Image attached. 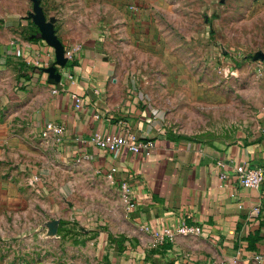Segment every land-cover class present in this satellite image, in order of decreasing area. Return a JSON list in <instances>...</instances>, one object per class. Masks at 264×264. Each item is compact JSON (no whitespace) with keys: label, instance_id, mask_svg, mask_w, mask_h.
I'll return each instance as SVG.
<instances>
[{"label":"rangeland","instance_id":"374dc122","mask_svg":"<svg viewBox=\"0 0 264 264\" xmlns=\"http://www.w3.org/2000/svg\"><path fill=\"white\" fill-rule=\"evenodd\" d=\"M39 1L62 44L57 35L69 31L70 0ZM88 2L99 3L101 15L89 7L76 32L93 34L115 81L173 136L226 145L259 131L264 0ZM31 14V0H0V52L23 37L20 24ZM10 64L12 95L0 70V191L11 194L0 206L1 256L7 264H113L111 244L128 222L120 187L88 158H66L57 142L31 129L18 113L25 91L18 66H27L0 60Z\"/></svg>","mask_w":264,"mask_h":264},{"label":"crops","instance_id":"0c3cea01","mask_svg":"<svg viewBox=\"0 0 264 264\" xmlns=\"http://www.w3.org/2000/svg\"><path fill=\"white\" fill-rule=\"evenodd\" d=\"M88 1L70 0L66 5L69 31L59 30L57 36L65 49L76 51L64 66L56 65L54 50L39 30L30 29L32 18L21 22L26 28L23 37H17L12 47L6 45L0 60L27 66H18L25 76L18 113L26 116L35 133L40 134L47 122L63 125L58 141L63 156L88 158L114 177L119 187L128 186L133 207L127 208V232L119 236L121 246L113 241L108 259L113 264H264V184L259 189L243 188L235 173L239 165L264 166V118L255 136L226 145L173 136L150 112L138 107L123 81H115L93 34L76 32L89 7L96 6L101 15L99 3ZM47 21L54 23V18L49 16ZM0 70L8 72L12 95V64ZM75 98L81 100L79 107ZM128 131L154 142L148 156L125 148L107 153L90 142L95 133L123 136ZM10 197L0 191V206L9 204ZM182 223L199 227L200 234H177ZM168 229L170 236L163 234ZM258 232L262 238L251 250L248 238ZM163 243L169 249L163 250ZM0 264H7L1 254Z\"/></svg>","mask_w":264,"mask_h":264},{"label":"built area","instance_id":"2783aa9c","mask_svg":"<svg viewBox=\"0 0 264 264\" xmlns=\"http://www.w3.org/2000/svg\"><path fill=\"white\" fill-rule=\"evenodd\" d=\"M76 51V50H75ZM74 50H65V57L67 60H72L75 53ZM76 107H79L81 100L75 98ZM41 138L44 140H54L58 143L64 134V126L53 122H47L43 125L41 131ZM84 142V141H82ZM90 142L99 150L107 153H115L121 148H125L128 152L134 155L148 156L150 151L154 148V142L152 140L139 139L134 133L128 131L126 135L116 134H101L95 133L92 135ZM223 166L222 163L219 164ZM238 181L243 188L247 189H259L264 184V166L258 168H249L243 165H239L235 168ZM111 175H109V178ZM224 179L225 176L221 175ZM120 194L123 202L127 205V208H132L133 203L130 202L129 188L126 184L120 186ZM177 234L181 236H195L200 234V228L193 225H187L185 223L180 224L176 228ZM164 235L170 236L171 231L164 230ZM160 240L162 237L158 236Z\"/></svg>","mask_w":264,"mask_h":264},{"label":"water","instance_id":"95a60500","mask_svg":"<svg viewBox=\"0 0 264 264\" xmlns=\"http://www.w3.org/2000/svg\"><path fill=\"white\" fill-rule=\"evenodd\" d=\"M31 1L33 3L34 14H31L30 17L33 19L34 24L39 28L41 39H43L45 43L54 50L56 65L64 66L67 59L65 57L63 44H61L55 36L52 24L46 23L39 8V0Z\"/></svg>","mask_w":264,"mask_h":264},{"label":"trees","instance_id":"16d2710c","mask_svg":"<svg viewBox=\"0 0 264 264\" xmlns=\"http://www.w3.org/2000/svg\"><path fill=\"white\" fill-rule=\"evenodd\" d=\"M261 238H262V237H259V232L256 233L253 237L248 238V241H249V248H250L251 250H254V249L256 248L255 246H256L257 242H258ZM122 240H123V237H119V238L115 239L114 241H116V243H117L118 246H121V242H122ZM162 249H163V250H167V249H169V244H167V243H163V244H162Z\"/></svg>","mask_w":264,"mask_h":264}]
</instances>
